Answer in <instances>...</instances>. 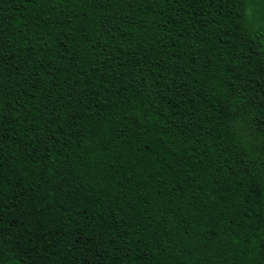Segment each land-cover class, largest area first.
<instances>
[{"label": "trees", "instance_id": "obj_1", "mask_svg": "<svg viewBox=\"0 0 264 264\" xmlns=\"http://www.w3.org/2000/svg\"><path fill=\"white\" fill-rule=\"evenodd\" d=\"M0 264H264V0H0Z\"/></svg>", "mask_w": 264, "mask_h": 264}]
</instances>
